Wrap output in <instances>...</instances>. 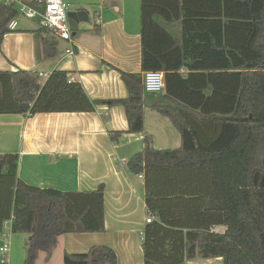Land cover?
<instances>
[{
	"label": "trees",
	"instance_id": "1",
	"mask_svg": "<svg viewBox=\"0 0 264 264\" xmlns=\"http://www.w3.org/2000/svg\"><path fill=\"white\" fill-rule=\"evenodd\" d=\"M142 71L164 72L162 95L149 106L141 74L119 70L129 96L91 101L68 72L0 71V114L91 113L123 106L127 132L145 134V108L179 133L175 149L144 148L127 163L144 175L149 217L144 264H264V0H140ZM16 12L0 3V52ZM43 58L61 39L40 27ZM15 155H0V232L30 236L24 264L67 234L105 231V197L95 191L39 189L17 176ZM163 195V196H162ZM216 226L226 228L223 234ZM108 246L64 253L65 264H117Z\"/></svg>",
	"mask_w": 264,
	"mask_h": 264
},
{
	"label": "crops",
	"instance_id": "2",
	"mask_svg": "<svg viewBox=\"0 0 264 264\" xmlns=\"http://www.w3.org/2000/svg\"><path fill=\"white\" fill-rule=\"evenodd\" d=\"M85 5L92 8L91 13L83 8L70 11H85L89 20L81 22L79 30L72 33V42L63 41L61 46V40L55 56L47 59L43 58L37 35L38 22L19 18L17 30L3 39L0 71L27 70L48 75L64 71L72 82L81 84L91 101L128 98L119 70L142 77L145 74L141 64L140 0H104L101 9ZM71 46L74 55L67 54ZM161 95L146 93L148 105ZM149 106L145 108V134L152 137L154 148H178L180 135ZM128 128L123 106L96 105L91 113L33 117L0 114V155L18 157L17 176L25 184L62 192H89L104 187L105 231L58 237L53 248H62V259L57 264H65V252L84 254L93 246L110 247L116 253L117 264H144L142 243L149 217L146 180L144 175L131 174L127 163L143 150L145 134L125 133L116 143L111 137V133L127 132ZM151 217L158 220L154 214ZM225 230L224 226L214 228L221 234ZM5 233L14 247L12 254L20 249L22 255L19 261L10 259L8 264H24L30 236ZM3 242L0 236V246ZM53 248L39 251L35 264H53L52 259L41 256L49 255ZM186 264H223V260L197 258Z\"/></svg>",
	"mask_w": 264,
	"mask_h": 264
},
{
	"label": "built area",
	"instance_id": "3",
	"mask_svg": "<svg viewBox=\"0 0 264 264\" xmlns=\"http://www.w3.org/2000/svg\"><path fill=\"white\" fill-rule=\"evenodd\" d=\"M71 1L76 3H86L96 8H103L104 0H0V3L16 12V17L8 23V30L13 32L18 28V20L24 17L29 20L37 21L40 27L47 28L52 31L62 41L72 42V30L68 20ZM67 54L74 55L75 49L71 46L67 50ZM41 83H45L49 78L48 74H40ZM144 90L149 94H160L164 91V72L147 71L143 77ZM152 217H148L146 222L151 223ZM13 217L6 220L3 224V230L0 236L4 242L0 246L1 263L8 264L11 254V244L9 235Z\"/></svg>",
	"mask_w": 264,
	"mask_h": 264
},
{
	"label": "rangeland",
	"instance_id": "4",
	"mask_svg": "<svg viewBox=\"0 0 264 264\" xmlns=\"http://www.w3.org/2000/svg\"><path fill=\"white\" fill-rule=\"evenodd\" d=\"M76 2H73V1H71V10H73V11H76V10H79L80 8H83V9H85V10H87L88 12H92V8L89 6V5H85V3L84 2H82L83 4H81L80 6L79 5H77V4H75ZM61 46H64V43H63V41L61 42ZM148 114H151V111H148ZM163 120H165V122H168V124H170L169 123V121H168V119H163ZM170 126V125H169ZM173 131H174V129H173ZM176 134H179V133H177V131H174ZM174 148V147H173ZM163 196V195H162ZM12 245H11V249H12ZM61 251H62V248L61 247H56V248H53V250L51 251V253L49 254V255H41V256H44V258H50V259H52L53 261H54V263L53 264H57L58 263V259L60 260V259H62V254H61ZM13 252H14V247H13ZM45 254V253H44ZM48 256V257H47ZM22 258V255H21V253H20V249H18V251H17V253L15 252V254H12V251H11V257H10V259H12V260H14V262H17V261H19L20 259ZM52 261V262H53Z\"/></svg>",
	"mask_w": 264,
	"mask_h": 264
},
{
	"label": "water",
	"instance_id": "5",
	"mask_svg": "<svg viewBox=\"0 0 264 264\" xmlns=\"http://www.w3.org/2000/svg\"><path fill=\"white\" fill-rule=\"evenodd\" d=\"M68 20H69L72 32H77L79 30V24L81 22L88 21L89 17H88L87 12L85 11H80V12L69 11Z\"/></svg>",
	"mask_w": 264,
	"mask_h": 264
}]
</instances>
